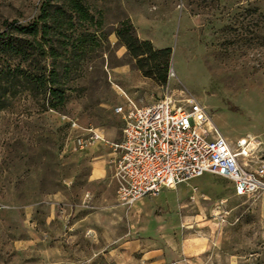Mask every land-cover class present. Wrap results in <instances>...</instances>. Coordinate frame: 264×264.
I'll list each match as a JSON object with an SVG mask.
<instances>
[{"label": "rangeland", "instance_id": "obj_1", "mask_svg": "<svg viewBox=\"0 0 264 264\" xmlns=\"http://www.w3.org/2000/svg\"><path fill=\"white\" fill-rule=\"evenodd\" d=\"M42 2L0 0V32L5 21L31 22ZM81 2L88 21L63 17L64 106L44 107L28 82L23 91L8 85L0 100V264H136L140 253L127 255L124 241L160 243L171 233L195 249L183 264H264L263 191L237 196L229 180L204 173L137 201L138 216L150 222L135 229L134 203L116 198L110 147L121 138L116 106L191 96L231 144L246 136L260 142L254 168L264 158V15L250 14L246 0ZM126 19L139 38L171 48L165 83L144 76L118 42L114 30ZM71 43L84 51L70 54ZM89 127L107 141L97 153L73 147ZM99 160L105 172L96 180Z\"/></svg>", "mask_w": 264, "mask_h": 264}, {"label": "built area", "instance_id": "obj_2", "mask_svg": "<svg viewBox=\"0 0 264 264\" xmlns=\"http://www.w3.org/2000/svg\"><path fill=\"white\" fill-rule=\"evenodd\" d=\"M115 113L122 120L121 138L110 147L120 203L131 205L204 173L229 180L237 196L264 192V158L249 167L260 142L246 136L231 144L195 98L165 95L144 105L128 101ZM97 141L107 142L89 127L73 139V147L86 150Z\"/></svg>", "mask_w": 264, "mask_h": 264}, {"label": "trees", "instance_id": "obj_3", "mask_svg": "<svg viewBox=\"0 0 264 264\" xmlns=\"http://www.w3.org/2000/svg\"><path fill=\"white\" fill-rule=\"evenodd\" d=\"M56 1L55 5H49L47 0H43L31 22L3 23L5 29L0 32V100L5 96L8 85L19 86L23 91V83L28 82L33 90L42 94L44 107L58 110L64 106L70 68L60 59L61 52H68L62 35L63 17L68 15L69 21L66 22H71L76 14L82 21H88L89 15L81 0ZM246 1L250 14L264 15L261 8L264 0ZM114 32L140 72L161 84L165 83L171 48H156L150 40L139 38L128 19L121 21ZM81 46L80 43H71L69 53L77 55L78 51H84ZM43 57L50 59L48 69L40 65ZM27 60L30 61L29 69L25 67Z\"/></svg>", "mask_w": 264, "mask_h": 264}, {"label": "crops", "instance_id": "obj_4", "mask_svg": "<svg viewBox=\"0 0 264 264\" xmlns=\"http://www.w3.org/2000/svg\"><path fill=\"white\" fill-rule=\"evenodd\" d=\"M103 146L104 143H102L101 141H97L94 145L88 148V151L90 153H97ZM111 156H113V153ZM103 165L104 164L101 160L95 161L92 164L91 176L96 180L98 178H101L105 172ZM142 199H144V197H142ZM142 199L140 198L136 200L134 204L131 206V210L133 209V214H134L133 219L134 217H136V220L134 221V227H136L135 229L141 228L140 226L138 227V225L141 222H143L142 228L145 229L150 222V219L146 218L145 214L141 217L138 216L139 215L138 212L143 210V208L137 209L135 206L137 201ZM173 223H175L173 218L170 221H168V224H170L169 226H171V224ZM146 230H148V228ZM162 233H164L163 236L168 235L167 231L166 232L161 231V234ZM122 236L123 235H121L120 237ZM169 238L170 239L166 240L165 242H160V243H157L153 240H149L147 238L130 239L124 241L122 245L125 247L127 255L133 254L134 252L140 253V258L138 260H135V262H137L136 264H163L166 261L169 262L175 261L176 264H183L182 256L183 255L186 256L188 253L189 254L194 253L195 249L192 246L190 247L187 246V239L185 238L182 239L180 236L175 237L172 235V233L169 236Z\"/></svg>", "mask_w": 264, "mask_h": 264}]
</instances>
